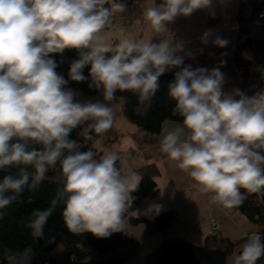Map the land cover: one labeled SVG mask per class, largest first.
Masks as SVG:
<instances>
[{
    "label": "clouds",
    "instance_id": "obj_1",
    "mask_svg": "<svg viewBox=\"0 0 264 264\" xmlns=\"http://www.w3.org/2000/svg\"><path fill=\"white\" fill-rule=\"evenodd\" d=\"M213 7L214 0H160L143 16L155 33H164L178 17ZM127 9L123 0H0V171L7 172L0 179V218L25 191H37L51 169L58 166L62 181L49 207L31 213L27 226L34 238L43 237L60 204L65 225L75 234L108 237L126 231L125 216L139 183L134 175L122 174L117 153L98 159L91 148L82 151L71 133L79 128L77 135L84 139L106 133L117 116V91L147 100L173 68L179 70L168 94L183 121L171 130L162 128L161 151L225 207L246 198L242 188L264 189V90L252 96L238 88L226 91L219 67L185 65L178 54L185 51L182 39L140 42L121 38V29L118 43H108L113 16ZM213 35L205 30L200 40L227 46L226 39ZM66 49L79 54L67 79L56 71L53 55ZM89 78L88 87L100 91L103 100L81 101V93L68 86ZM12 168L17 171H7ZM160 207L150 205L157 213ZM31 253L29 248L22 256L30 261ZM261 257L264 236L253 231L231 264H257Z\"/></svg>",
    "mask_w": 264,
    "mask_h": 264
},
{
    "label": "trees",
    "instance_id": "obj_2",
    "mask_svg": "<svg viewBox=\"0 0 264 264\" xmlns=\"http://www.w3.org/2000/svg\"><path fill=\"white\" fill-rule=\"evenodd\" d=\"M159 2L160 0H157V3ZM263 7L264 0H240L237 17L242 27L234 41V59L236 68L241 69V74L245 77L253 71L264 69V25L259 24V17L256 14ZM249 12H253L254 15L247 17ZM159 40L161 39L157 42ZM245 52L249 55H245ZM188 53L191 55H187ZM53 55L58 63L56 71L67 79L71 62L79 58L78 52L75 49H66L62 55ZM181 56L185 58V65L198 67L197 52L190 51ZM89 68L90 65L84 69L85 76L89 75ZM178 70L173 68L166 71L160 77L158 91L147 100H141L139 94L132 91H117L116 98L121 101L122 111L131 124L141 131L158 133L165 121H183L181 116L174 114L176 102L168 94V84L174 80V74ZM89 82L90 78L79 83L70 81L68 86L81 93L78 99L82 101L84 96L97 92L95 88L88 87ZM79 131V128L73 130L71 138L82 143V151L91 148L99 159L104 154L103 150L96 146L100 135H94L92 139H84L77 135ZM117 166L121 170L120 159L117 161ZM28 170L34 172L31 166H28ZM7 171L15 173L17 169L12 168ZM140 171L142 176L138 181L139 186L132 193V206L126 213L125 219H128L133 226L149 225L151 235L153 233L162 235L161 242L146 255L143 264H227V259L238 246V241L247 238L248 235L239 240L225 238L221 234L209 235L205 243L199 245L185 238L170 236V228L179 221L175 209L160 208L158 213L149 209L135 216L133 213L139 209L142 199L156 195L158 192L155 179L158 173L157 167L150 164ZM6 174L7 172L0 171V179ZM61 185L57 166V169H51L46 174L37 191H25L19 202L13 203L4 210V215L0 218V264H126V258L120 255L118 250L136 240L138 244L135 236L125 231L114 232L108 237H98L91 232L75 234L65 225L62 216L63 204L58 205L49 218L44 227L43 237L32 236V230L27 225L33 209L49 207L57 188ZM241 192L246 198L240 203V210L255 224L256 232L264 236V189L259 192H248L242 188ZM29 198H31L30 202ZM29 248L32 250L30 261L22 256V253ZM257 264H264V257H261Z\"/></svg>",
    "mask_w": 264,
    "mask_h": 264
},
{
    "label": "crops",
    "instance_id": "obj_3",
    "mask_svg": "<svg viewBox=\"0 0 264 264\" xmlns=\"http://www.w3.org/2000/svg\"><path fill=\"white\" fill-rule=\"evenodd\" d=\"M155 4H157V0H137V8H131L127 4L126 12L116 13L113 16L110 29L113 39L107 42L118 43L117 37L121 29H123L121 38H131L140 42H157L162 38L182 39L185 42V51L178 53L179 55L190 51L197 52L198 67H207L208 69L219 67L226 76L225 90L239 89L242 78L236 71L234 59V41L237 32L232 29L231 21L237 16L240 0L215 1L214 7L210 10L197 11L188 18L178 17L174 23L168 25L164 33H155L150 22L143 16V10ZM208 29L213 31V38L218 35L226 39L227 46L221 48L211 42L207 45L203 44L200 36ZM221 61H226V63L221 64ZM177 126H182V122L165 121L158 133H150L140 131L126 120L125 122L121 119L116 121L115 137L117 139L118 136L122 137L124 144L122 143L121 149H114L112 152L117 153L120 157L122 174L129 178L134 175L138 182L142 176L141 168L150 164H154L158 168V173L155 175L158 192L156 195L144 197L139 209L147 206L145 210H149L151 209L150 205L154 204L160 205L161 209H175L178 212L179 221L170 228V236L185 238L197 244L205 243L206 238L211 235L210 224L214 220L221 222L220 234L223 237L234 240L245 238L247 234L255 231L252 228L255 224H252L251 220L240 210V204L225 207L213 199L215 193L201 192L200 185L190 176L189 172L179 168L177 162L171 160L166 153L161 151L162 128L166 127L171 130ZM185 131L187 133V129ZM112 138L109 137L111 145L114 144ZM137 212L138 210L133 214L140 215ZM126 220L127 229L125 232H130L135 237L146 235L152 237V242L155 239L152 248L161 242V234L151 235L149 225L133 226L128 219ZM146 243L144 249H148V241ZM132 245L134 246V242L119 250L129 251ZM129 261L125 263L130 264L131 261Z\"/></svg>",
    "mask_w": 264,
    "mask_h": 264
},
{
    "label": "rangeland",
    "instance_id": "obj_4",
    "mask_svg": "<svg viewBox=\"0 0 264 264\" xmlns=\"http://www.w3.org/2000/svg\"><path fill=\"white\" fill-rule=\"evenodd\" d=\"M220 1V0H214V3ZM123 2H126L125 0H123ZM131 7V6H130ZM131 8H137L136 6L134 7H131ZM200 12H202V10H200ZM188 18V17H187ZM263 21V19H261ZM264 24V23H263ZM200 28H202V26L200 25ZM232 29L234 30V28L232 27ZM110 39H113L112 35L108 38L107 41H110ZM109 43V42H108ZM249 52V51H248ZM246 55H249V53L247 54V52H245ZM236 71L237 73L240 75V77L242 78L241 80V88H243L245 86V83L247 82L248 78H249V74L247 77H245V75H241V73L239 72V69L236 68ZM88 99H92V100H96V99H100V100H103V96L101 94L100 91L97 90L96 93L94 94H90V95H86L84 96V98H82V101L83 100H88ZM113 105H114V108H115V111L117 113V116H116V119H115V122H114V125L111 129H109L106 133L102 134L98 139H97V142H96V146L100 149V150H103L104 154L105 153H109V152H112L114 149H121L122 148V143L124 144V139L120 136H118V139L115 137L116 135V121L118 119H121L125 122H129L128 118L125 116V114L123 113L122 111V106H121V101L117 98H115V100L113 101ZM141 131V130H140ZM109 137H113L112 138V141H113V145H111L110 143V140H109ZM121 161V160H120ZM126 162H129L128 160H125ZM158 169V168H157ZM147 207V206H146ZM146 207H142V209H138V214L140 213V215L148 210H145L147 209ZM144 211V212H142ZM217 221V220H216ZM249 222V221H248ZM212 223H215V221H213ZM211 223V224H212ZM250 223V222H249ZM252 224H254L252 221H251ZM250 223V224H251ZM210 224V226H211ZM221 227V225H220ZM252 228L256 231L257 230V227L255 225L252 226ZM219 230V229H218ZM140 232V231H139ZM154 234H157V233H153ZM161 234V233H160ZM249 235V234H247ZM215 236V235H213ZM217 236V235H216ZM145 237V238H144ZM161 239H162V235H160ZM138 239V244H137V240L134 242V246L132 245V248L127 251L126 249H121L118 251V253L120 255H124L127 259H126V262L129 261L130 264H143L144 263V260H145V257L146 255L153 249L152 246L154 245L153 243H155V239H154V242H152V237H148V235L146 236H143V238H141L140 236H137L136 237ZM247 238L241 240V241H238V246L235 247L234 251L229 255L228 259H227V264H231V261H232V258H233V255L234 254H238L241 250V245L245 242ZM235 240H239V239H235ZM148 241V249H144L145 247V244L147 245V242ZM141 242H143V244H141ZM137 244V245H136ZM140 244V245H139ZM204 243L201 242V244L199 245H203ZM136 245V246H135ZM140 246V247H138ZM138 247V248H136ZM133 260V261H132Z\"/></svg>",
    "mask_w": 264,
    "mask_h": 264
},
{
    "label": "built area",
    "instance_id": "obj_5",
    "mask_svg": "<svg viewBox=\"0 0 264 264\" xmlns=\"http://www.w3.org/2000/svg\"><path fill=\"white\" fill-rule=\"evenodd\" d=\"M125 1L131 7H134L137 4V0H125ZM256 14L259 17V22H260L259 24H261V23L263 24L264 23V7L261 9V11L259 13H256ZM252 15H254V13L249 12V13H247L246 16L250 17ZM261 19H263V21ZM231 27H233L236 32H238L241 29L242 23L237 16L232 19ZM239 72L241 73V69H239ZM239 89L244 91L249 96H252V95L256 94L257 92L264 90V69L256 71V72H254V71L251 72L247 82L245 83V86L243 88H241V86H240ZM220 225H221V223L218 221H215V223L211 224V231H212L213 235L214 234L218 235V229H220ZM141 244H143V242H141Z\"/></svg>",
    "mask_w": 264,
    "mask_h": 264
},
{
    "label": "bare ground",
    "instance_id": "obj_6",
    "mask_svg": "<svg viewBox=\"0 0 264 264\" xmlns=\"http://www.w3.org/2000/svg\"><path fill=\"white\" fill-rule=\"evenodd\" d=\"M214 221H216V220H214ZM218 222H220V221H218ZM221 223V222H220ZM210 228H211V226H210ZM221 229V228H220ZM220 229L218 230V234H220ZM211 235H213V233H212V231H211ZM215 235V234H214ZM216 236V235H215ZM218 236V235H217Z\"/></svg>",
    "mask_w": 264,
    "mask_h": 264
},
{
    "label": "water",
    "instance_id": "obj_7",
    "mask_svg": "<svg viewBox=\"0 0 264 264\" xmlns=\"http://www.w3.org/2000/svg\"><path fill=\"white\" fill-rule=\"evenodd\" d=\"M41 240V239H40Z\"/></svg>",
    "mask_w": 264,
    "mask_h": 264
}]
</instances>
